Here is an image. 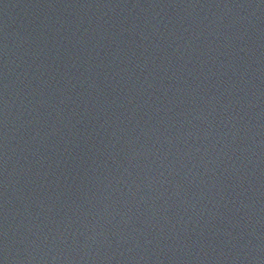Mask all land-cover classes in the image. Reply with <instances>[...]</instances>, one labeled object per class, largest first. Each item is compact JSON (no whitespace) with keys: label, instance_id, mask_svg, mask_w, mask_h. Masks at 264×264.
<instances>
[{"label":"water","instance_id":"1","mask_svg":"<svg viewBox=\"0 0 264 264\" xmlns=\"http://www.w3.org/2000/svg\"><path fill=\"white\" fill-rule=\"evenodd\" d=\"M0 264H264V0H0Z\"/></svg>","mask_w":264,"mask_h":264}]
</instances>
